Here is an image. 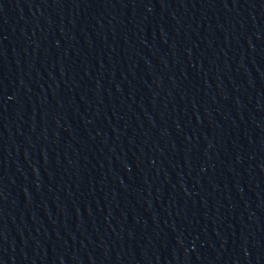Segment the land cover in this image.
<instances>
[{
  "label": "water",
  "instance_id": "water-1",
  "mask_svg": "<svg viewBox=\"0 0 264 264\" xmlns=\"http://www.w3.org/2000/svg\"><path fill=\"white\" fill-rule=\"evenodd\" d=\"M0 264H264V0H0Z\"/></svg>",
  "mask_w": 264,
  "mask_h": 264
}]
</instances>
